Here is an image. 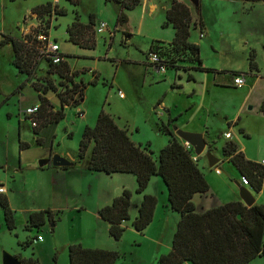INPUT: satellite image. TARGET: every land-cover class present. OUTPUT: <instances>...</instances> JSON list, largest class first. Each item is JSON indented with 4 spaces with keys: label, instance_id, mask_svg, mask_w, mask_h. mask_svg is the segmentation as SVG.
Instances as JSON below:
<instances>
[{
    "label": "rangeland",
    "instance_id": "obj_1",
    "mask_svg": "<svg viewBox=\"0 0 264 264\" xmlns=\"http://www.w3.org/2000/svg\"><path fill=\"white\" fill-rule=\"evenodd\" d=\"M151 1L158 5L153 12L149 11L148 5H140L126 11L127 23L117 26L121 9L117 4L107 3L105 0H80L78 6H73L66 0H0V178L7 177L8 182L16 181L17 185L25 189L24 196L17 195V206L37 208L42 204L38 196L41 200L47 197L49 191L34 174L37 170L29 166L38 167L41 160L50 158V141H53V156L68 152L78 159L82 133L87 127H94L102 109L112 115L119 126L128 128L135 143L142 146L149 144L155 156L168 144V135L159 127L162 122L167 124L169 118L177 119L172 129L177 127L186 132H189L186 128H193L194 125L204 128L203 125L206 124L214 130L212 136L222 145L227 141L226 132L230 131L225 116L241 111V118L244 120L248 113L247 105L253 110V105L264 91V81L249 96L246 90L234 88L232 82L234 76L241 77L237 73L250 71L252 52L258 70L264 74V2L255 3L252 8L250 2L239 0H199V8L193 7V21L199 22L201 19L207 26L203 37L199 27H192L190 41L200 47L204 67L212 71L192 70L187 73L168 69L161 74L148 65L146 56L153 42L169 45L172 41V26H164L165 7L171 0ZM48 3L65 10V15H53L50 19L47 16H30V8L33 10L38 5ZM91 14L95 16L97 26L101 21L107 24V28L103 33L94 30V48L91 52H85L69 42L67 28L74 22L76 15H79L80 22L89 23ZM46 32L50 35V41H56L69 54L70 59L67 61L70 68L80 71L75 81H82L86 88L82 107H66V116L62 121L42 128L39 135L44 143L39 145L36 141L38 135L33 130L31 121L23 114L31 104L40 100V94L34 89L33 83L42 89L52 81L58 90L63 89L59 84L61 80L58 74L52 73L47 62L48 43L40 39ZM6 35L24 42L27 41V36L36 38L33 47L40 63L29 81L28 76L20 73L13 65L12 45L1 44ZM85 53L87 54L83 55ZM189 74L192 75V80H189ZM94 80L97 81L96 85L91 84ZM216 82H223L224 88L214 86ZM22 84L25 87L19 90ZM69 87H72L71 84ZM43 93L49 106L46 107V114L36 120L39 123L36 130L48 122L50 111L59 110L61 105L57 92L49 90ZM74 98L80 101L83 99V92L76 93ZM80 110L84 111V117L79 115ZM230 132L236 134L237 129L234 127ZM20 140L28 143L29 148L20 151ZM219 145L214 149L217 152ZM248 146L252 149L256 142L252 140ZM212 147L208 143L206 152H211L208 149L211 150ZM213 155L215 156L214 153ZM200 164L207 169L211 168L205 154L201 156ZM128 177L136 182L133 175ZM157 179L164 184L161 178ZM58 185L55 184V187ZM35 188H39V191L35 192ZM128 188L133 194L130 219L122 224L124 233L121 239L116 240L110 235V226L102 218L103 225L99 227L94 224L91 212L65 208L64 202H61L60 206L63 207L60 209V218H54V222L48 221L40 228H25L26 231L20 225V240L0 229L2 264L4 253L11 252L3 250V244L9 245L12 248L10 250L19 248L20 252H24L23 256L36 258L42 264H52L55 256L57 264H69L68 245L77 243L78 240L86 241L93 233L102 236L99 240L101 247L120 254L115 264H159V259L171 251L175 227L172 223L164 225L162 222L165 221L160 220L158 224L161 228L150 226L151 223L143 232H138L133 227V222L139 214L144 195H149L150 188L140 194L133 187ZM92 190L94 195L95 187ZM155 190L162 199L159 189ZM1 217L5 224L4 212L0 206ZM38 235L46 240V246L37 245L39 242L35 239ZM31 239H34L33 243L26 245ZM250 264H264V257H257Z\"/></svg>",
    "mask_w": 264,
    "mask_h": 264
},
{
    "label": "trees",
    "instance_id": "obj_2",
    "mask_svg": "<svg viewBox=\"0 0 264 264\" xmlns=\"http://www.w3.org/2000/svg\"><path fill=\"white\" fill-rule=\"evenodd\" d=\"M66 1L73 6H78L80 3V0ZM244 1L252 4L264 2V0ZM105 2L115 3L120 7L117 26L127 23L126 11L133 10L142 4V0H105ZM188 3L191 5L173 0L171 7L167 10L164 26L171 25L173 27L174 37L169 45L156 41L152 43L146 59L148 65L153 68L157 69L159 65H163L166 71L168 69L187 73L192 70L212 71L203 66L200 47L190 41L191 28L199 27L203 34L204 23L201 19L199 22L193 21V5L190 1ZM32 13L37 17L47 16L50 19L53 15H65V10L48 3L34 7ZM94 18L95 16L91 14L89 24H83L79 20V15H76L74 22L67 28L69 41L75 45L93 49L95 43L93 35L96 31ZM45 36L48 41L49 33L46 32ZM26 38L27 41L24 42L14 36L6 35L1 44L12 45L13 65L20 73L27 75V81H29L36 73L40 61L35 56L33 47L36 38L32 39L30 36ZM28 42L30 44L32 42V46ZM151 53L159 56L160 64L156 65L150 62ZM59 56L61 62L53 63V58L50 56H47V62L50 64L52 73L58 74L61 80L59 84L63 89L58 90L52 81L46 83L42 89L33 83L34 89L40 94L39 104H37L39 111L32 116H26L23 113L31 123L36 122L37 125L32 128L38 135L36 141L39 145L44 143L43 138L39 135L41 129L62 121L66 116L65 106L77 107L80 105V101L74 98L76 93L82 94L83 92L84 98L85 84L82 81L80 83L75 81V78L80 75V71H73L70 68L68 62L64 60L68 55L60 53ZM249 69L250 71L258 70L253 52L250 55ZM237 74L242 76L245 73ZM192 79V75L189 74V80ZM91 84L96 85L97 81L94 80ZM24 87L25 84H22L19 90ZM49 90L57 92L61 107L55 112L50 111L48 122L43 123L42 127L36 130L39 126L36 120L46 114V107L49 106V101L43 92ZM261 110L264 112V102ZM176 120L169 118L167 124L162 122L159 127L162 132L168 135L169 141L155 156L149 148V144L146 146L136 144L131 139L128 128L119 126L117 120L102 109L94 127H87L82 133L78 161H87V168L93 172L135 176L137 181L135 191L138 194L147 189L153 177L158 176L163 180L168 191L169 206L180 214V220L173 237L171 251L159 259V264H250L255 258L264 256V204L247 207L244 203L235 201L202 213L196 212L195 204L192 201L193 197L197 193L208 192L210 186L199 164L200 157H197L193 148L189 147L172 129ZM29 146L28 143L20 140L21 151ZM212 148L208 151L212 152L214 147ZM238 150V145L233 141H228L222 148L223 155L229 157V162L237 168L241 176L248 179L253 191H261L264 181L263 166L246 159L244 153ZM132 195L130 190L125 189L110 205L99 211L100 217L110 226V235L116 240L121 239L124 233L123 222L130 219L129 209ZM157 204V197L144 195L139 206V214L133 222V227L138 232H143L153 222ZM0 206L4 212L7 229L14 230L16 228L14 211L9 200L3 194H0ZM61 212H53L50 209L34 212L30 215L27 229L40 228L48 221L54 222V218H60ZM39 236L41 235L35 239L38 242H40ZM33 240L27 241L26 245L32 244ZM68 258L69 264H115L120 258V254L114 250L89 248L81 243H71L68 245ZM20 262L21 264H42L33 257L22 258ZM52 264H57V256L54 257Z\"/></svg>",
    "mask_w": 264,
    "mask_h": 264
},
{
    "label": "crops",
    "instance_id": "obj_3",
    "mask_svg": "<svg viewBox=\"0 0 264 264\" xmlns=\"http://www.w3.org/2000/svg\"><path fill=\"white\" fill-rule=\"evenodd\" d=\"M178 1L189 4L185 0H178ZM224 1L232 2V1H238V0H224ZM239 1H244V0H239ZM172 2L173 0H171L169 4L167 2V6L165 7L166 12L171 7ZM244 2H247V1H244ZM147 5H148L150 12H153L158 6L151 0H142L141 6L145 7ZM251 5H252L251 7L253 8L255 4L251 3ZM29 11L31 12L30 16L36 17V14L32 13V8H30ZM192 16H193V9H192ZM94 23H95L94 25V29H95L97 26L95 22V18H94ZM203 23H204V30H205V27L207 25L205 22ZM86 24H89V23H86ZM49 40H50V35H49ZM76 46H79V45H76ZM79 47L85 52L92 51V49H89V48H85L81 46ZM60 53L62 55H69L61 47H60ZM86 54L87 53L83 55H86ZM68 59L70 58L69 57L64 58V60L66 61ZM244 73L245 74H242V76L245 78V83L240 89L246 90L248 93L247 96H249L254 91V89L259 86V83L264 81V74H262L259 70H252V71L244 72ZM234 77H238V76H234ZM214 86H220L224 88L225 85L223 84V82L221 83L216 82ZM232 86L234 87L233 82H232ZM263 86H264V83H263ZM83 102H84V98L80 100V105L77 106V108H81ZM263 102H264V91L259 96L256 104L253 105V110L251 107L247 105L246 110L248 113L245 114L244 120L243 118H241L242 116L241 111H237L234 115L229 116V117L225 116V121L228 124L229 130L231 131L232 128L235 127L237 129V133L236 134L235 132L231 133L230 131L226 132V133L231 134V139L227 140L222 145H219L218 141L215 139V136H212V134L214 133V130L210 129V127L207 126L206 124L203 125L204 128L197 127V125H194L193 128H186L188 129L189 132L202 133L204 135L205 140L207 141V144L210 143V145H212L214 149L218 145L220 147L219 152H217L216 150L212 151V154L214 153L216 158L219 159L218 166L207 169L205 166L200 164V159H199V164L201 166L205 179L207 180L210 186V189L206 193H197L193 197L192 201L195 204L196 212L202 213L208 209L218 207L228 202H235V201L242 202L240 195H239V188L237 187V184H236V183H239L242 186H244L241 182L242 176L237 170V168L231 162H229V157H225L222 151L223 146L228 141L235 142L238 145V148H239L238 151L243 152L246 159L256 162L262 165L264 168V164L262 163L264 161V112L261 110ZM37 104H39V102L33 103L30 106L37 105ZM59 107H61V105ZM66 107H70V106H65L64 109ZM79 113H81L83 117L85 116V113L83 110H80ZM229 123H230V126H229ZM242 130H244V132H242ZM252 140L253 142H256V146H254L251 149L249 148L248 144ZM50 143H51L50 151L52 148V151L50 152V155H49L50 158L45 159L49 161L48 164L44 167H39V166L36 167V165L29 166V168L31 169L34 168L37 170V173H34V174H36V176L40 178V181H42V184L45 185V189L49 191L47 194V197L43 198V200H41L40 197L38 196V200L41 201L42 204L41 205L37 204L38 205L37 208L30 206V208L26 209L25 207L17 206L16 204L17 195H20L21 197L24 196L25 189L17 185L16 181L14 183L8 182L7 177L3 176L0 178V184L3 185L6 190L3 196L7 197V199L9 200V204L12 210L14 211L15 225H16V228L14 230L12 231L8 230L7 227H5V224L3 223V217H1L0 218V229H2V232H6L10 236L14 235L18 237L19 240H20V234L18 233V230H19L18 228L20 227V225H23L22 228H24V230L26 231L28 221L32 213L45 210V209H50L53 212H58V211H61L60 209H62L61 207L63 206H65V208L71 207L72 209H76V210L79 209L80 211L91 212V215L94 218V224L99 225L100 227L103 225L101 221V217L99 215L100 209L107 205H110L114 201L115 198L119 197L123 193L125 189L129 190L128 187H133L134 190L136 189L135 187H136L137 181L135 182V180L132 179V177H128L130 176V174L108 175L103 172L90 171L87 168V161L79 162L78 159L74 158L68 152L59 153V155L69 160L72 163V165L66 168L53 167L51 163L52 162L51 159L54 153L53 147H52L53 141L51 140ZM20 166H22V164ZM216 170H219L220 174L216 173ZM122 175H125V177H120ZM116 177L124 178V179H115ZM157 177L158 176L153 177L151 179L152 181L149 183L147 187V188H150L149 195H153L157 197V200H158V204L156 206L155 213H154L153 222L150 226H154L157 229L158 227L161 228L158 222L160 220H164L165 222H162L164 223V225L172 223L176 230L177 223L180 220V214L173 211L170 208L169 201H167V193H168V191H166L167 187L162 182H160L161 180L157 179ZM55 184H59L58 186H60V189H57L58 186L55 187ZM93 187H95L94 195L92 194V191H94L92 190ZM247 188L253 194L255 198V204L263 205L264 204V181H263V187L261 191L259 192H254L251 186H247ZM35 189H36L34 190L35 192L39 191V188H35ZM155 189H159L160 193L162 194V199L159 198V196L157 195V191ZM61 202H64L63 206H60ZM34 203L35 201L33 202V204ZM20 217L22 218L20 219ZM21 239H22V236H21ZM100 239H102V236H99L93 233L90 237L86 239V241L78 240L77 243L80 242L83 246L89 247V248L105 249L99 245ZM38 244H42L43 246H46L45 244H47V242L46 240L43 239L42 241L37 243V245ZM1 247L3 248V250H6L8 252L11 251L9 253L19 260L22 258H30L29 256H23L24 252L23 251L20 252L19 248L10 250L12 248H9L10 246L9 245L7 246L5 244H3ZM262 257L264 256H260L258 258H262ZM0 264H2L1 258H0Z\"/></svg>",
    "mask_w": 264,
    "mask_h": 264
},
{
    "label": "water",
    "instance_id": "obj_4",
    "mask_svg": "<svg viewBox=\"0 0 264 264\" xmlns=\"http://www.w3.org/2000/svg\"><path fill=\"white\" fill-rule=\"evenodd\" d=\"M195 9L199 8V0H189ZM174 132L189 146H191L194 150V153L197 157H201L203 154L206 155L208 164L211 168H214L219 163V159L216 158L212 152H206L207 149V141L204 138L202 133H193L186 132L178 129L177 127H173ZM51 163L54 167L66 168L70 167L72 163L59 155H54L51 159ZM49 161L41 160L39 167H44L48 164ZM239 188V195L242 202L247 206L251 207L255 204V198L251 191L246 187L242 186L239 183H236ZM3 264H21L20 260L16 257L4 253L3 256Z\"/></svg>",
    "mask_w": 264,
    "mask_h": 264
},
{
    "label": "built area",
    "instance_id": "obj_5",
    "mask_svg": "<svg viewBox=\"0 0 264 264\" xmlns=\"http://www.w3.org/2000/svg\"><path fill=\"white\" fill-rule=\"evenodd\" d=\"M106 28H107V24L105 22H99V25L96 26L95 29H96L97 33H103ZM201 37H203V34H201ZM40 39H42V40H44V41H46L48 43V48L46 50V53H47V56H50V57L53 58V63L61 62V57L59 56L60 55V46L56 44V41L55 42H52L50 40L47 41V37L46 36H40ZM149 60L153 64H156V65L160 64L159 56L157 54H155V53H151L150 54ZM156 70L159 73H164L166 71V69H165V67L163 65H159V68H157ZM244 83H245V78L243 76L234 77L233 84H234L235 87L241 88L244 85ZM120 96L123 97V94L120 93ZM38 111H39V106L38 105H33V106H30L27 109H25L24 110V114L26 116H32V115H35ZM36 125H37L36 122H32V126L35 127ZM225 137L227 139H231V134L230 133H226ZM262 163L264 164V161ZM216 172L218 174H220L219 170H216ZM241 182L246 187L250 186L248 179L246 177H244V176L241 177ZM5 192H6V190H5L4 186L0 184V194H4ZM38 240L42 241L43 237L39 236Z\"/></svg>",
    "mask_w": 264,
    "mask_h": 264
}]
</instances>
